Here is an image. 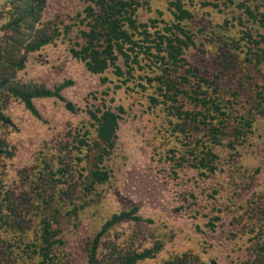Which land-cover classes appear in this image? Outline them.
Wrapping results in <instances>:
<instances>
[{"label": "trees", "instance_id": "obj_1", "mask_svg": "<svg viewBox=\"0 0 264 264\" xmlns=\"http://www.w3.org/2000/svg\"><path fill=\"white\" fill-rule=\"evenodd\" d=\"M234 1L168 0L170 20L142 21L138 11L148 0H84L75 15L78 22L69 24L57 17L45 18L47 0H0V264H219L215 258L203 260L190 252L166 253L165 239L159 236L139 247L133 239L112 240L108 233L117 224L154 222L138 213L137 205L112 213L95 233L82 238L83 258H79L66 230H79L96 186L109 180L106 161L115 147L124 109L87 108V123L40 151L35 162L19 173V184L8 167L16 155L8 107L16 101L39 120H43L36 104L39 99L54 98L67 110H77L62 93L72 80L47 86L23 77L30 54L68 37L73 40L68 49L71 57L88 72L103 74L102 82L108 80L106 73L124 83L136 77L135 71L144 70L137 75L144 82L137 84L153 88L149 101L152 106L163 105L171 134L180 144L166 152L173 176L184 168L201 176L214 174L215 147L233 148L253 131L256 114L264 116V33L244 31L241 38L248 67L236 76L237 89L227 92L237 98L239 90L250 84L254 92L252 104L239 108L221 99L224 92L217 75L208 78L188 61L186 50L195 45V37L184 22L192 17L191 5L219 7ZM246 2L239 0L236 5L251 22L264 27V14ZM73 24L76 33L71 37ZM185 99L191 105H185ZM259 208L257 219L244 225L251 253L238 264H264V205ZM219 219L212 215L205 226L213 231Z\"/></svg>", "mask_w": 264, "mask_h": 264}, {"label": "rangeland", "instance_id": "obj_2", "mask_svg": "<svg viewBox=\"0 0 264 264\" xmlns=\"http://www.w3.org/2000/svg\"><path fill=\"white\" fill-rule=\"evenodd\" d=\"M167 2L148 0V5L138 11L140 20H170ZM238 2L219 7L196 3L190 6L191 19L184 23L195 37V45L186 50L188 61L208 78L217 75L224 92L221 99H229L228 105L240 108L252 104L254 92L252 84L244 85L237 98L227 92L237 89L236 76L248 67L244 61L246 44L241 38L244 31L264 33V27L251 22L237 7ZM246 3L264 14V0ZM83 4L84 0H47L44 16L77 23L75 15ZM157 11H162V15H157ZM75 33L73 24L68 36ZM72 42L68 37L61 38L28 57L23 77L47 86L72 80L62 93L77 110H67L54 98L39 99L36 104L43 118L39 120L20 103L11 101L8 113L13 121L11 140L16 155L8 162L10 175H15L20 184L19 173L35 162L40 151H46L69 130L87 123V108L122 106L115 147L106 161L109 180L96 186L91 204L82 213L79 230H66L73 251L83 258L79 252L82 238L95 233L112 213L137 205L138 213L154 222L117 224L108 233L112 240L133 239L134 246L139 247L159 236L165 239L166 253L190 252L203 260L215 258L219 264H238L246 259L251 248L244 225L255 221V214L264 205V193H258L264 191V116L256 114L253 131L243 141L235 142L233 148L215 147L218 167L214 174L201 176L194 169L184 168L173 176L166 152L180 144L171 134L163 105L152 106L149 101L153 88L144 89L137 84L144 82L137 77L144 70L135 71L136 77L124 83L106 73L108 80L102 82L103 74L88 72L82 62L71 57L68 49ZM188 101L185 99V105H191ZM204 214L208 216L203 217ZM212 215L220 216L213 231L205 226Z\"/></svg>", "mask_w": 264, "mask_h": 264}]
</instances>
